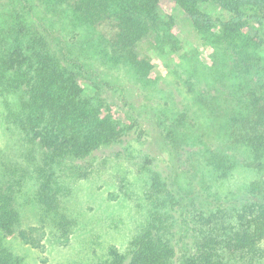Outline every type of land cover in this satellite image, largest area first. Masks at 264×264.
Masks as SVG:
<instances>
[{
  "label": "trees",
  "instance_id": "1",
  "mask_svg": "<svg viewBox=\"0 0 264 264\" xmlns=\"http://www.w3.org/2000/svg\"><path fill=\"white\" fill-rule=\"evenodd\" d=\"M206 4L219 13L202 12ZM176 11L226 60L208 68L198 91L185 79L198 94L199 112L208 109L219 127L199 133L197 118L177 114L159 130L165 155L125 94L124 110L116 113L104 97V88L116 83L98 69L148 80L154 65L139 51L141 43L158 55L167 47L184 51L174 31ZM0 86L19 101L12 123L39 149L35 198L48 213L57 210L65 188V164L103 149L142 146L137 173L148 218L127 250L111 249L104 264H258L264 257L258 249L264 239V0H1ZM192 133L211 178L224 179L236 168L261 178L225 198L212 192L210 179L182 182L175 152L195 142ZM69 224L61 215L56 225L65 232ZM19 226L14 191L0 181V264H21L2 243ZM19 237L29 243L23 231Z\"/></svg>",
  "mask_w": 264,
  "mask_h": 264
},
{
  "label": "rangeland",
  "instance_id": "2",
  "mask_svg": "<svg viewBox=\"0 0 264 264\" xmlns=\"http://www.w3.org/2000/svg\"><path fill=\"white\" fill-rule=\"evenodd\" d=\"M201 10L210 15L219 13L210 4ZM165 11L172 12L169 7ZM172 14L174 31L178 33L184 51L173 52L167 47L165 54L158 55L147 50L148 43H141L139 51L154 65L148 80L129 75L123 69H98L116 83L104 88V97L116 107V113L119 115L124 110L122 96L125 94L135 108L134 116H139L144 129L151 133L165 155L169 148L159 130H164L177 114L186 111L193 120L197 118L199 133L210 134L219 127L209 119L208 109L199 112L198 94L189 91L185 79L190 77L198 91V84L208 68L216 65L218 59L226 60L223 51L217 52L202 41L184 15L178 11ZM19 108L17 97L0 86V181L12 187L20 214L19 228L13 236L3 239V246L18 257L21 264H104L111 249L125 252L148 218L137 173L142 146L133 142L131 149L126 151L119 146L103 149L85 161L65 164L62 173L65 188L59 194L57 210L48 213L35 198L33 167L37 164L39 149L32 146L12 123L11 116L16 115ZM157 120L165 126L160 125L157 129ZM193 135L195 142H188L175 152L176 164L184 171L182 182L195 183L196 175L204 181L210 179L212 192L225 198L240 194L251 181L261 178L243 168H236L224 179L211 178L197 149L202 142ZM206 141L209 143L205 137ZM61 215L70 222L64 227L65 232L56 225ZM22 231L30 244L19 237ZM258 249L264 252V239L259 242ZM261 260L258 264L264 261Z\"/></svg>",
  "mask_w": 264,
  "mask_h": 264
}]
</instances>
